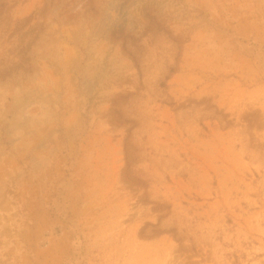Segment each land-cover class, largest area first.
I'll return each mask as SVG.
<instances>
[{
	"label": "rangeland",
	"instance_id": "rangeland-1",
	"mask_svg": "<svg viewBox=\"0 0 264 264\" xmlns=\"http://www.w3.org/2000/svg\"><path fill=\"white\" fill-rule=\"evenodd\" d=\"M0 264H264V0H0Z\"/></svg>",
	"mask_w": 264,
	"mask_h": 264
}]
</instances>
